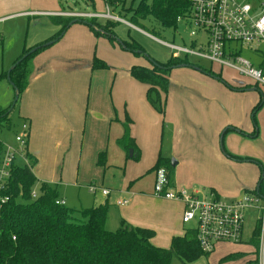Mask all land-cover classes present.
Listing matches in <instances>:
<instances>
[{
    "label": "rangeland",
    "instance_id": "374dc122",
    "mask_svg": "<svg viewBox=\"0 0 264 264\" xmlns=\"http://www.w3.org/2000/svg\"><path fill=\"white\" fill-rule=\"evenodd\" d=\"M60 1L62 5L69 4L71 7H75V5L80 7V4H82L87 7L88 11L96 10L107 13L109 10L113 16L125 19L128 23L121 22L118 24L116 27L117 35L120 38H125L124 40L132 38L137 40L143 45L149 55L160 62H165V60L169 59L172 56V50L167 45L152 38L150 36L152 32L154 33L153 35L165 41L189 47L193 46L192 40L194 38L191 37L190 28L185 23H180L177 29L166 28L153 17L143 21L139 26L130 23L129 20L134 9L142 0H117L116 4L109 7V9L105 0ZM77 10L74 9V11ZM98 19L99 22L108 20L107 18ZM40 20L44 21L45 19ZM50 23L54 25L51 21ZM32 26L35 27L36 24L31 23ZM29 33L28 19L14 17L5 21L0 20V74L9 72L12 68L24 45L28 44L29 36L31 41V34L29 35ZM104 38L96 37L98 40ZM105 39L111 46L122 49L119 44L113 45L109 39ZM202 40H204V37ZM102 44L99 51L107 57L106 61L103 60L109 67L99 70L110 72L111 70L109 69H113L115 66L108 59L111 61L115 60L110 56V53L105 51L103 40ZM94 46L93 51H98L96 42ZM256 49H258L256 50L257 52L245 47L241 55L249 59L255 66H260L264 61V44L256 45ZM122 50L125 51L124 49ZM125 52L140 63H149V59L145 55L138 56L129 51ZM188 61L198 70L193 67H180L171 70L167 108L175 101V95L181 86L194 85L208 89L212 94V100H214V110L212 111L214 118L221 121L230 118L242 123L240 129L234 127L235 130H231L225 135L222 145L227 152L243 157L245 161H237L230 158L231 163H228L229 166L220 165L221 169L215 168L217 161L212 159L207 163H203L204 153L196 151L192 145H189L191 140H193L191 139L193 135L183 130L181 134L180 129L169 121L166 109V114H161L160 125L153 129L154 145L152 149L146 150L145 157L142 156V151L138 160L127 159L126 154L118 155L110 151L106 153L107 163L104 165L99 163L98 156L97 162L89 166L86 164L80 170L74 169L70 172L68 170L65 172L58 170V181H62L63 185L66 184L60 187V197L66 199L67 206L80 211L101 202V199L104 198L103 196L98 195L95 197L90 192L89 186L93 185V183L110 188L112 190L109 196L111 207L107 223L109 230H116L120 227L121 221L126 220L135 226L153 229L158 233L159 237L164 239L162 234L179 235L184 232V229L187 230L193 227V224H183L181 216L177 213L178 203L176 201L154 195L155 173L154 169L150 170L155 166L159 155L177 161L174 170V182L180 188L184 187L189 191L194 188L207 191L216 189L221 197L231 199L240 197L245 193V189L253 190L256 187L261 175V168L258 162L264 165V104L256 114L260 127V135L256 138L252 137L254 129L252 117L255 106L261 101L264 102V86H259L256 90H253L254 86L251 85L255 84L249 78L242 76L231 67L222 68L220 65L212 64L208 59L189 55ZM199 66L213 71L218 78L205 73ZM105 75L109 87L112 90L114 87L117 88L118 79L116 80L112 74ZM242 88L244 90L240 91ZM14 100L15 90L12 84L8 78L3 79L0 82V107L7 108L14 103ZM20 110L21 99L18 100L11 110V128L5 127L3 132H0L2 140L11 142L15 140V131L21 122L24 121L20 117ZM2 123L5 122L3 121ZM233 125L225 126L221 132L228 126L232 127ZM198 134L200 135V132ZM218 144L219 149H221L220 138ZM138 145L140 146L139 143ZM151 163L154 164L148 166ZM35 165L36 163L33 168ZM48 176L50 177L51 173ZM74 180H77L78 185H67L74 183ZM40 183L41 181L39 180L34 186V189L39 194ZM122 197H128L129 204L123 207L116 206V201ZM256 207L255 205V207L245 211L242 242H220L209 256H201L190 264H259L256 260V247L251 243L253 231L258 219L261 217V211ZM75 216L79 219L82 218L78 211L75 212ZM235 253H240L241 255L237 254L235 258L223 260L226 256ZM171 264L184 263L175 256Z\"/></svg>",
    "mask_w": 264,
    "mask_h": 264
},
{
    "label": "crops",
    "instance_id": "0c3cea01",
    "mask_svg": "<svg viewBox=\"0 0 264 264\" xmlns=\"http://www.w3.org/2000/svg\"><path fill=\"white\" fill-rule=\"evenodd\" d=\"M107 8L109 9L108 5ZM74 9L78 10L74 11ZM64 10L84 14L106 13L96 10L88 11L82 4L80 7L62 5L60 0H0V20L5 21L14 17L28 19L29 35L31 34L29 46L47 39L59 30V26L50 23L49 16L70 13L63 12ZM31 23H35L36 26L31 27ZM102 40L105 43V51L115 60L108 59L115 66L109 69L110 72L93 69L96 56L107 60V57L99 51L103 45ZM95 42L98 51H93ZM133 65L151 66L150 63H140L122 49L111 46L105 38L96 39L91 28L82 22H73L59 42L36 56L35 70L29 86L20 97L19 114L31 124L28 151L37 160L33 172L40 181L57 184L60 192V187L66 184L63 185L62 181H58V170L70 172L74 169L80 170L86 164L92 165L97 162L101 152L126 154V151L117 145V139L124 133L123 123L127 115L134 122L131 124V134L137 145L140 144L142 156H146V150L152 149L155 139L153 129L160 125L162 115L150 105L147 99L148 85L130 75L129 70ZM195 69L198 70V68ZM105 74H112L116 80L118 79L117 88L114 87L112 90L109 87ZM212 99V94L204 87L181 86L180 90H177L175 101L168 106L167 113L169 121L180 129L181 134L183 130L193 135L189 145H192L196 151L204 153L203 163L212 159L217 161L215 168L221 169L220 165L229 166L228 163H231L222 145L223 131L221 130L230 124H234L233 128L240 129L242 123L230 118L223 121L214 118L212 112L214 100ZM199 132L202 137L198 134ZM259 135L260 127L256 137ZM252 137L256 138L253 135ZM219 138L221 149L218 144ZM152 164L154 163L148 166ZM67 185H78V183L74 180V183ZM173 185L180 188L175 182ZM92 186H96L97 189L93 191ZM257 186L258 183L253 190ZM89 188L93 196L104 197L101 202L93 206L107 203L109 208L111 207L109 196L112 190L110 188L98 186L95 183ZM104 188L110 190L108 195L103 194ZM59 199L66 201L63 197ZM119 200H127L126 205L129 204L128 197H122L115 203L118 207L125 206L119 205ZM176 202L178 203L177 213L182 219L183 204ZM184 234L185 229L179 235ZM162 235L164 239L156 232L153 243L157 246L169 247L175 235Z\"/></svg>",
    "mask_w": 264,
    "mask_h": 264
},
{
    "label": "trees",
    "instance_id": "16d2710c",
    "mask_svg": "<svg viewBox=\"0 0 264 264\" xmlns=\"http://www.w3.org/2000/svg\"><path fill=\"white\" fill-rule=\"evenodd\" d=\"M116 1L105 0L108 7L114 6ZM188 8L189 0H142L134 9L129 21L139 26L143 21L153 17L162 26L177 29L178 17L184 15ZM63 12L71 13L66 10ZM49 20L59 26V30L33 46L25 44L22 53L14 62L16 66L10 73L0 74V82L8 78L15 90L14 103L7 108L0 107V122L4 121L8 128L12 125L11 110L28 88L34 73V59L59 42L73 22L86 23L96 37H105L113 45L119 44L125 51L148 57L150 67L133 65L129 72L133 78L148 85L147 99L150 105L162 115L166 114L171 70L182 64L194 67L187 58L171 56L167 61L160 62L149 55L137 40L120 38L115 31L121 23L118 20L108 19L105 23H101L98 17H78L68 14H53L49 16ZM19 60L21 61L18 62ZM108 67L109 65L103 59L95 57L94 70ZM202 70L218 78L213 71L204 68ZM242 90L244 88L240 91ZM263 104L264 102L261 101L253 109L252 135L255 137L258 136L259 131L256 114ZM132 123L133 120L127 115L123 123L124 133L117 139V145L126 151L127 159L138 160L141 157V149L131 134ZM19 127L20 125L17 129ZM231 130L235 128L228 127L222 135V142ZM29 140L26 150L30 165L21 160L15 165L9 188L4 192L10 195V200L0 209V264H171L175 256L184 264H190L201 256L210 255L211 252L203 251L197 239V230L192 227L188 228L184 235L173 236L169 247H161L153 243L156 235L153 229L133 226L122 220L119 228L109 230L107 223L110 208L107 203L80 211L66 204H57L56 201L60 197L58 186L46 181H41L40 194L33 197L32 191L39 179L33 172V165L37 160L28 151ZM224 151L233 160L245 161L243 157L230 154L225 148ZM99 163L106 164L105 152L99 154ZM258 163L261 168L258 186L254 190L246 189L244 192L263 195L264 165ZM158 167L167 169L171 185H173L176 166H173L172 159L159 155L155 166L150 171ZM77 211L81 214V219L75 216ZM262 228L263 220L258 219L251 240L256 247L258 262ZM237 254L240 253L228 255L223 260L235 258Z\"/></svg>",
    "mask_w": 264,
    "mask_h": 264
},
{
    "label": "built area",
    "instance_id": "2783aa9c",
    "mask_svg": "<svg viewBox=\"0 0 264 264\" xmlns=\"http://www.w3.org/2000/svg\"><path fill=\"white\" fill-rule=\"evenodd\" d=\"M68 15L104 17L128 23L125 19L113 16L109 10L104 14L72 12ZM178 22L190 28L191 37L194 38L192 47L148 35L170 47L173 57L188 59L189 55H193L208 59L222 68L231 67L254 84L264 86V61L260 66H255L241 55L245 47L257 52L256 45L264 44V0H189L188 11L178 17ZM5 127L7 124L0 122L1 133ZM30 132V123L23 121L15 131L14 141L0 138V209L10 200V195L4 192L9 188L15 165L19 160L30 165L26 150ZM154 173V195L183 204L182 221L186 225L193 224L199 244L207 253L213 252L220 242H242L245 211L256 205L261 211L259 219L263 220L259 264H264V193L245 192L237 198H223L214 189L207 191L194 188L189 191L176 188L171 185L165 167L155 168ZM91 188L93 191L97 189L96 186ZM102 192L108 195L110 190L104 188ZM32 196H38L35 189ZM56 203L65 205L66 201L57 199ZM127 203V200L118 201L119 205Z\"/></svg>",
    "mask_w": 264,
    "mask_h": 264
},
{
    "label": "water",
    "instance_id": "95a60500",
    "mask_svg": "<svg viewBox=\"0 0 264 264\" xmlns=\"http://www.w3.org/2000/svg\"><path fill=\"white\" fill-rule=\"evenodd\" d=\"M22 60V59H21ZM21 60H19L18 62H20ZM17 62V63H18ZM16 66V64H14L13 66H12V68H14ZM186 67V66H189V64H182V65H179V66H177V67ZM11 68V69H12ZM11 69L9 70V72L8 73H10L11 72ZM257 88L256 87H254L253 88V90H256ZM16 100H18V97H16ZM228 129V127L223 131V133H222V135L225 133V131ZM130 155H132V151L130 152ZM172 163H173V166H176V164H177V161L175 160V159H173L172 160Z\"/></svg>",
    "mask_w": 264,
    "mask_h": 264
},
{
    "label": "flooded vegetation",
    "instance_id": "af4514ba",
    "mask_svg": "<svg viewBox=\"0 0 264 264\" xmlns=\"http://www.w3.org/2000/svg\"><path fill=\"white\" fill-rule=\"evenodd\" d=\"M253 86H254V87H256V88H259V86H258V85H256V84H255V85H253Z\"/></svg>",
    "mask_w": 264,
    "mask_h": 264
}]
</instances>
